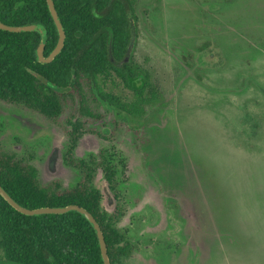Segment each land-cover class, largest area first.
Masks as SVG:
<instances>
[{
	"label": "rangeland",
	"instance_id": "374dc122",
	"mask_svg": "<svg viewBox=\"0 0 264 264\" xmlns=\"http://www.w3.org/2000/svg\"><path fill=\"white\" fill-rule=\"evenodd\" d=\"M132 2L127 61L143 89L99 78L108 103L88 95L99 120L73 152L93 159L103 207L122 215V264H264V0ZM68 116L0 102V150L70 188ZM0 264H12L1 237Z\"/></svg>",
	"mask_w": 264,
	"mask_h": 264
},
{
	"label": "trees",
	"instance_id": "16d2710c",
	"mask_svg": "<svg viewBox=\"0 0 264 264\" xmlns=\"http://www.w3.org/2000/svg\"><path fill=\"white\" fill-rule=\"evenodd\" d=\"M62 23L65 41L60 54L49 64L38 63L35 32L0 30V102L22 107L59 124L65 121L67 144L64 165L76 172L70 188L58 183L43 186L37 172L14 163L13 155L0 150V185L14 201L27 209L77 205L88 211L104 236L110 264H122L131 251L119 228L121 213H108L104 196L96 189L97 166L93 159L73 156L83 132L99 120L87 99H104L99 78H121L138 94L143 87L135 76L136 65L126 62L135 22L130 0H53ZM0 22L5 25L41 24L47 30L44 54L55 47L57 33L46 0H0ZM51 85V86H50ZM108 103V102H106ZM98 117V118H97ZM114 190L115 172L103 171ZM0 237L4 261L12 264H103L96 234L79 213L28 217L0 197Z\"/></svg>",
	"mask_w": 264,
	"mask_h": 264
},
{
	"label": "water",
	"instance_id": "95a60500",
	"mask_svg": "<svg viewBox=\"0 0 264 264\" xmlns=\"http://www.w3.org/2000/svg\"><path fill=\"white\" fill-rule=\"evenodd\" d=\"M46 4H47L50 17L52 18V21H53V24H54V27L57 33L56 45L53 48V50L48 54V56H45L44 54L45 46L47 43V30L44 28V26H42L41 24L13 26V25H5L2 22H0L1 31L10 32V33L35 32L40 36L38 47L35 50V56H36L37 62L41 64L51 63L54 60V58L58 56L60 52L62 51L64 47V41H65L64 29L57 15V12L54 8L53 0H46ZM132 45H133V37L131 34L127 56L125 58L126 62H128L127 58L132 48ZM140 79L141 77H139V80ZM0 197L15 211H17L21 215L28 216V217H35V216H41V215H63L71 211L79 213L89 222V224L92 226L96 234L103 264H110L102 231L98 223L96 222V220L93 218V216L88 211H86L84 208L79 207L77 205H67L64 207H40V208H35V209H27L19 205L16 201H14V199L11 198V196L4 190V188H2L1 185H0Z\"/></svg>",
	"mask_w": 264,
	"mask_h": 264
},
{
	"label": "flooded vegetation",
	"instance_id": "af4514ba",
	"mask_svg": "<svg viewBox=\"0 0 264 264\" xmlns=\"http://www.w3.org/2000/svg\"><path fill=\"white\" fill-rule=\"evenodd\" d=\"M130 1L132 2V0H130ZM132 4H133V2H132ZM133 7H134V5H133ZM47 56H48V55H47ZM132 64H133V63H132ZM134 65H135V64H134ZM136 67H137V66H136ZM137 68H138V67H137ZM138 70H139V69H138ZM138 74H139V73L136 74L135 79H136L137 83H140V84H141L140 81L142 80L143 77H142L141 75L138 76ZM139 77H141L140 80H139Z\"/></svg>",
	"mask_w": 264,
	"mask_h": 264
}]
</instances>
